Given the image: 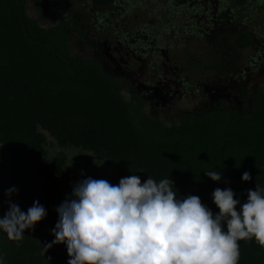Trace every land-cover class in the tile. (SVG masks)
<instances>
[{
  "label": "trees",
  "instance_id": "trees-1",
  "mask_svg": "<svg viewBox=\"0 0 264 264\" xmlns=\"http://www.w3.org/2000/svg\"><path fill=\"white\" fill-rule=\"evenodd\" d=\"M92 1L99 7L113 3ZM25 4L0 0V217L9 200L25 212L39 201L47 215L18 241L0 230L3 264L69 260L66 244H52L56 209L65 198L57 162L39 158L44 151L38 126L62 143L89 148L142 183L149 177L157 183L172 180L177 197L198 196L213 215L219 213L215 189L230 188L241 204L248 190L256 185L264 189V93L250 116L216 110L164 125L124 100L99 65L68 51L66 22L42 28L26 15ZM250 41L245 34L238 44L246 47ZM208 171H217L221 179L213 181ZM244 172L250 174L249 181L242 180ZM12 187L18 191L9 197L6 192ZM238 244V264H264V247L255 238Z\"/></svg>",
  "mask_w": 264,
  "mask_h": 264
},
{
  "label": "rangeland",
  "instance_id": "rangeland-1",
  "mask_svg": "<svg viewBox=\"0 0 264 264\" xmlns=\"http://www.w3.org/2000/svg\"><path fill=\"white\" fill-rule=\"evenodd\" d=\"M25 12L45 29L70 22L68 51L101 65L103 75L118 79L124 100L139 95L142 112L164 125L220 105L250 116L264 92V0H114L108 8L91 0H26ZM245 33L251 43L242 48L236 40ZM37 131L39 158L57 162L65 199L89 177L118 185L132 176L89 148Z\"/></svg>",
  "mask_w": 264,
  "mask_h": 264
},
{
  "label": "clouds",
  "instance_id": "clouds-1",
  "mask_svg": "<svg viewBox=\"0 0 264 264\" xmlns=\"http://www.w3.org/2000/svg\"><path fill=\"white\" fill-rule=\"evenodd\" d=\"M205 174L221 179L217 171ZM241 178L251 176L244 172ZM172 186V180L151 177L142 183L136 175L118 185L84 179L56 209L52 244H66L67 264H238V241L255 238L264 247V189L258 185L243 204L230 188L215 189L216 215L198 196L177 197ZM17 191L9 188L6 195ZM46 215L39 201L25 212L9 200L0 230L18 241Z\"/></svg>",
  "mask_w": 264,
  "mask_h": 264
},
{
  "label": "flooded vegetation",
  "instance_id": "flooded-vegetation-1",
  "mask_svg": "<svg viewBox=\"0 0 264 264\" xmlns=\"http://www.w3.org/2000/svg\"><path fill=\"white\" fill-rule=\"evenodd\" d=\"M91 2H92V4L95 6V7H99V6H96L94 3H93V1L91 0ZM113 3H114V0H113ZM113 3L110 5V6H106V7H101V8H108V7H111L112 5H113ZM63 22H66L68 25H69V27H70V30H69V33H70V31H71V23L70 22H68V21H62V22H60L57 26H59L60 24H62ZM76 26L78 27L79 26V28L78 29H80V23H76ZM81 32V34L83 33L82 31H80ZM69 33H68V36H69ZM246 34V33H245ZM245 34H242L241 36H243V35H245ZM249 36H250V38H251V35L250 34H248ZM240 36V37H241ZM240 37H238L237 38V40H236V44L238 45V46H240L239 44H238V39L240 38ZM250 43H251V41H250ZM250 43H249V45H250ZM248 45V46H249ZM248 46H246V47H242V48H247ZM241 47V46H240ZM77 55H80L82 58H83V55L81 54V53H78ZM84 60V59H83ZM93 64H96V63H93ZM96 65H99V64H96ZM100 66V68H101V73H102V66L101 65H99ZM106 76V75H105ZM107 77H109V76H107ZM110 78H113L114 79V82H115V84H116V86L118 87V89H120L119 88V86L117 85L119 82H118V79L117 78H115V77H110ZM262 93H264V92H262ZM261 94V93H260ZM259 94V95H260ZM259 95H258V97H259ZM258 97L256 98V100L255 101H257V99H258ZM130 98H131V102L132 103H134V105H139V106H141V108H143V105H144V103H143V99L139 96V95H137V94H131L130 95ZM216 110H225V109H223V107H222V105H220L219 107H218V109H215V110H212V111H216ZM212 111H210V112H212ZM225 111H228V110H225ZM210 112H208V113H210ZM207 113V114H208ZM185 115H190V116H192L191 114H185ZM184 115V116H185ZM206 115V114H205ZM183 116V117H184ZM204 116V115H203ZM192 117H195V116H192ZM202 117V116H201ZM158 120V119H157ZM182 120V119H181ZM160 121V120H159ZM161 122V121H160Z\"/></svg>",
  "mask_w": 264,
  "mask_h": 264
}]
</instances>
